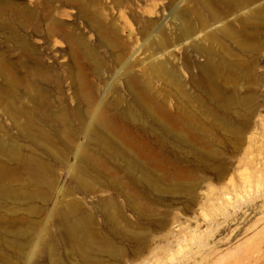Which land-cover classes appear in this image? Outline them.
<instances>
[{
    "label": "rangeland",
    "instance_id": "1",
    "mask_svg": "<svg viewBox=\"0 0 264 264\" xmlns=\"http://www.w3.org/2000/svg\"><path fill=\"white\" fill-rule=\"evenodd\" d=\"M247 1L0 0V264H264Z\"/></svg>",
    "mask_w": 264,
    "mask_h": 264
},
{
    "label": "bare ground",
    "instance_id": "2",
    "mask_svg": "<svg viewBox=\"0 0 264 264\" xmlns=\"http://www.w3.org/2000/svg\"><path fill=\"white\" fill-rule=\"evenodd\" d=\"M245 1H246V3H249L247 0H245ZM186 25H187V24H186ZM186 25H184V26H185V29H186V27H187V28L190 27L189 25H187V26H186ZM183 28H184V27H183ZM181 29H182V27H181ZM185 29H184V30H185ZM188 30H192V29H187V31H188ZM181 31H182V30H181ZM185 32H186V31H185ZM189 33H191V31H188V34H189ZM182 34H183V31H182ZM184 35H186V33H185ZM189 36L191 37V35H189ZM187 38H189V37H187ZM185 39H186V38H185ZM208 56H209V58H210V55H209V54H208ZM214 61H215V59H213V62H214ZM213 64H214V63H213ZM209 67H210L211 69H212V67H213L211 61H210V63H209ZM152 69L156 72L157 75H158V74L160 75V74L164 73V71H165L164 66H162V65H160V64L157 65V64H155V63L152 65ZM215 71H216V68H215ZM216 72H217V71H216ZM208 73H209V72H208ZM210 74H211V73H210ZM214 76H216L215 73L213 74V77H214ZM213 77H212V78H213ZM213 79H214V78H213ZM198 84H199V83H198ZM199 85H200V84H199ZM212 96H213V95H212ZM190 127H192V125H191ZM187 129H188V128H187Z\"/></svg>",
    "mask_w": 264,
    "mask_h": 264
}]
</instances>
